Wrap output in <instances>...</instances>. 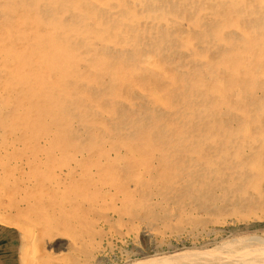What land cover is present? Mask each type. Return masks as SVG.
<instances>
[{"label":"rangeland","instance_id":"obj_1","mask_svg":"<svg viewBox=\"0 0 264 264\" xmlns=\"http://www.w3.org/2000/svg\"><path fill=\"white\" fill-rule=\"evenodd\" d=\"M149 2L154 5L150 7ZM108 3L107 7H95L96 14L103 15L101 19L119 17L123 6L128 4V9L131 6L127 21L131 30L135 27L142 36L137 44L156 39L163 29L172 39L176 38L173 40L176 46L171 51L165 47L159 56L168 65L171 63L170 70L187 74L196 70L203 75L225 61L222 65H227L230 72L221 77L222 92L232 106L215 114L213 121L217 125L208 132H240L255 137L246 147L237 145V136L228 140L218 138L206 143L203 148L206 155L198 157L187 149L195 145V138L181 136L190 130L182 116L170 110V106L158 105L162 103L147 96L146 91L137 94L131 91L128 82L122 79L115 88L118 91L123 88L121 93L131 96V101L128 104L125 99L118 100V112L133 111L138 115L146 111L145 120L159 117L165 122L158 132L167 141L157 147L170 155L169 163L180 162L179 174H160L158 169L163 164L159 150L155 149L145 166L141 162L125 165L122 160L125 148L121 146L113 151L106 145L105 151L108 148L110 151L105 152V157L94 154L83 142L86 129L77 118L71 125L70 137L80 141L77 142L81 144L77 151L80 154L73 150V145H50L47 142L50 134L46 138L45 133L36 137L31 144L24 140L22 129L9 131L8 127L0 126V264H264V246L251 238L264 239V0H109ZM103 11L107 16L104 17ZM155 11L169 15L165 22L168 26H163L160 18L153 21L149 17ZM195 20H201L199 26L191 25ZM130 26L121 32L123 36L129 35ZM128 45L127 59H131L133 47L130 42ZM119 52L118 48L110 49L111 54ZM257 63L262 66L260 69ZM82 66L77 64V68ZM142 70L139 68L138 84L144 78ZM153 72L160 76L158 81L163 89L158 87L157 93L163 104L176 101L179 107L192 106L195 123L208 120L200 97L189 99L187 91L179 93L178 81L168 82L160 70ZM107 77L106 74L100 77L101 88L108 89ZM231 77L239 94L229 83ZM169 87L179 91L177 97ZM0 105L1 115L9 106Z\"/></svg>","mask_w":264,"mask_h":264},{"label":"bare ground","instance_id":"obj_2","mask_svg":"<svg viewBox=\"0 0 264 264\" xmlns=\"http://www.w3.org/2000/svg\"><path fill=\"white\" fill-rule=\"evenodd\" d=\"M108 1L109 0H0V104L2 103L4 106H9L8 109L5 107L7 112L2 110L0 115V126L8 127L7 130L9 131L14 128L18 130L22 129L24 140L31 142V144L34 143L36 137L38 139L44 133V137H47L46 134H50L47 140L50 145L52 144L54 147L60 144L63 145V143L66 144V146L73 145V150L77 152L81 145H78L80 141H77V143L75 139L70 137L72 134L70 129L71 125L75 122L74 119L77 118L79 123L81 122L86 129L84 134L85 141L83 142L86 143L85 145L88 146L89 150L92 151L93 149L94 154L98 153L100 157H105V152L107 153L109 148L115 151L117 146H121V148H125V152H123L124 156L122 157V160L124 158L126 162L125 165H133L134 162H141V164L145 166L147 160H149L148 158H151V155L155 154V152L153 153V149H155L159 150L160 161L164 165H161V168L158 169L160 174L162 173L166 176L170 174H179L180 162H177L178 164L169 163L168 159H170V155L164 154L157 147V145L165 144L167 141L165 136L158 132V128L165 124V122H162L159 117H150L145 120V114L148 113L146 111L145 113H143L144 111L138 112V115H135L136 113L133 111L118 112L120 111L116 104L118 100L121 101V99H125L128 104H130L131 101V96L124 95L126 94L124 92V94L121 93L123 88L121 91L115 88L122 79L128 82L127 86L131 91H135L136 94L146 91L145 94L147 96L154 99L156 98L155 101L162 103L158 104V102H156L158 105L170 106V110H175V114L178 113V115L182 116L185 124L190 126V130L188 134L181 136L195 138V142H193L195 145H190V147L187 148L190 153L202 157L206 155L203 151L206 143L214 142L218 138L228 140L233 136L238 137L237 145L240 146L242 144L246 147V145H248L247 142L251 141V139L255 137L254 135H245L240 132H208L209 129H214L217 125L216 121H213L215 119V114L223 109L228 111L232 106L229 98L223 95L224 91L222 92L224 85L221 82V77L227 76L228 72H230L226 67L227 65H222L225 61L213 66V72H205L203 75L201 73L199 74L196 70L191 71L189 74H187V72L182 73L176 72V70H170L171 63L168 65L163 58H161V60L160 54L162 53V49L166 50L167 48V50L171 51L172 48L176 46L173 42L176 38L174 37L175 39H172V35L167 33L166 29L162 28V33L157 34L155 37L156 39L150 38V42L146 41L144 44H137L142 36L138 33L139 31L134 30L135 27L131 30L132 26H130L127 21H130L128 14L130 13L129 9L132 10L131 6L129 9L126 8L129 6L128 4L126 7L123 6L120 14H118L119 17L107 16L105 13L106 11H103L106 14L104 17L107 16L103 18L105 19L103 20L101 19L103 15L100 17L101 13L96 14L95 7L100 5L107 7L109 4ZM89 2H92L93 6H91ZM209 4H211V2ZM139 5L140 4H138V6ZM152 5H154V3H151L150 7H152ZM220 5H223V3ZM192 7L194 6L192 5ZM200 8L202 7L200 6ZM143 9L145 8H142V10ZM153 9L154 8H151L150 10ZM114 11H116V9ZM65 15H69V18L67 17L68 19H66ZM168 16L166 14L165 16L157 14L156 11L149 14V17L153 18V21L154 18H160L163 26L167 24L165 22H167ZM140 17L141 15L138 16V18ZM149 17L147 19H150ZM142 21L145 22V20ZM200 21L201 20H195L194 22L196 23L192 22L191 25L199 26ZM137 25L138 22L136 26ZM129 26L131 31L130 33L128 32V37L127 35L123 36L121 32L128 29ZM140 32L142 31L140 30ZM152 32H154V29ZM209 33H211L210 35H215L214 32ZM186 39L187 42L190 41L188 36ZM129 42L134 48L131 49V59H127V48H130V45H128ZM113 47L114 49L118 48L120 52L111 54L110 49H113ZM144 50L148 51L143 52ZM137 52L138 54H135ZM189 62L190 60L187 63ZM77 64H83V68H77ZM256 67L260 69L262 66L257 63ZM139 68L143 69L144 78L143 81L138 84L136 82L141 80L139 79L141 76ZM153 69L157 72L160 70L163 74L161 76H163L166 81L173 83L178 81L180 83V92L178 90H173V88H170L172 85H169L170 87L168 90L172 89L176 97L178 96V92L183 93L184 91L188 92L189 99L191 100L196 95V98L200 97L201 102H199L202 104L203 114L209 117L208 120L203 124L195 123L191 115L192 106L184 104L183 107H179L180 105H176V101H172L169 105H167L166 102L163 104V101H161L157 93L158 87H162L161 83L158 81V77L160 76L154 74ZM105 74L108 76V89H104L103 86L102 89L100 86V80ZM200 76H202V78H199ZM232 79L231 77L230 81ZM230 81L229 83L233 85L232 83L234 82ZM158 83H160V86H158ZM176 87L174 86V88ZM226 88L227 87H225V89ZM232 89L233 91L235 90L236 93L239 88L233 85ZM239 92L240 91H238L237 94H239ZM167 93L168 92H166V94ZM174 95H172V97H174ZM148 101L147 99V102ZM126 102L124 103L126 104ZM189 102L191 103V101ZM128 104L126 109L129 108ZM150 104L152 105L151 102ZM0 106L2 107V105ZM193 110H195V108ZM240 110L243 111V108ZM142 114L144 118H142ZM258 136L261 137V134ZM106 145H110L111 147L105 151ZM30 146L32 149L33 146ZM84 149L85 148H83V150ZM33 151L34 150H32V152ZM77 153L80 154L79 152ZM110 165L111 164H107V167ZM172 165L177 166H174V168ZM251 238L258 239L257 241L261 243V247L262 245L264 246L263 238L261 239L254 236ZM258 243L256 245H260ZM22 255L24 254L22 253ZM23 263L24 262H22V264Z\"/></svg>","mask_w":264,"mask_h":264}]
</instances>
